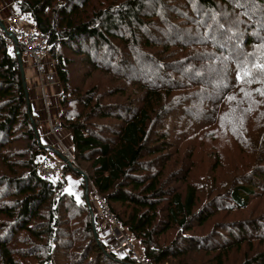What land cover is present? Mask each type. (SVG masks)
Listing matches in <instances>:
<instances>
[{
  "label": "trees",
  "instance_id": "obj_1",
  "mask_svg": "<svg viewBox=\"0 0 264 264\" xmlns=\"http://www.w3.org/2000/svg\"><path fill=\"white\" fill-rule=\"evenodd\" d=\"M98 1L11 0V15L48 35L61 88L57 119L70 132L77 162L153 264L170 257H179L170 264H226L231 250L241 252L237 264H264L263 213L244 214L255 198L264 199V105L257 110L260 139L246 138L253 166L223 192L207 182L211 196L204 199L200 183L190 180L189 155L171 148L177 144L159 134L160 125L152 129L180 97L201 104L228 79L242 86L264 77V42L256 40L264 0H248L243 9L234 0ZM6 17L0 13L9 27ZM249 19L258 27L246 28ZM79 64L83 76L98 70L136 87L140 106L105 100V92H118L102 88L101 75L83 91L72 80ZM29 77L0 30V264H136L133 254L107 251L90 194L78 202L65 190L66 176L52 181L39 173L42 160L57 151L42 143ZM99 119L113 127L101 129ZM69 171L82 177L86 192L84 176L67 165ZM75 209L70 223L65 217ZM219 213L228 218L215 221ZM24 235L35 242L26 246ZM194 252L199 260H192Z\"/></svg>",
  "mask_w": 264,
  "mask_h": 264
},
{
  "label": "rangeland",
  "instance_id": "obj_2",
  "mask_svg": "<svg viewBox=\"0 0 264 264\" xmlns=\"http://www.w3.org/2000/svg\"><path fill=\"white\" fill-rule=\"evenodd\" d=\"M177 1L179 4H181L179 0ZM98 2L109 5L113 1L99 0ZM0 5L5 7V11L0 10L1 15L14 11L11 0H0ZM14 17L15 16L12 15L8 18V21L12 22ZM20 21L25 24V27H33L34 25L29 21ZM172 21H177L174 19L173 15ZM246 21L247 22H243L244 24H248V26H245L246 28L251 29L254 26L258 27L252 23L253 20L249 19ZM263 22L264 15H262L261 18V23ZM7 28L8 27H6V29ZM259 32L262 34H259L256 40L264 42V26L261 27ZM236 62L237 60L232 61V68L234 69L236 68ZM78 67L80 68V72H78L74 67L72 71V80L73 84L75 85L81 84L83 91H88L93 85L94 78L98 75H101L103 78L100 84L102 88L108 90L109 92H118V94L110 97L108 92L103 90L102 92L107 94L105 100H110L108 102H118L116 100H119L130 104H138L137 106H140L139 103L142 93L137 90L136 87L132 86L130 88H125L122 80L117 79L116 81H112L110 79V74L98 70L95 71L90 77L83 76L84 73L81 72H84L85 68L82 66V64H79ZM51 70L53 69L51 68ZM44 77L50 81L49 84L56 85L59 88V92H61L56 73H54V75L47 74L43 76L38 74L37 78L43 83V87L45 85L43 82ZM122 90H125L124 94L121 92ZM30 92L32 93V90ZM40 92L44 103V107L42 103L41 109L43 110L45 108V111L47 112L46 118L49 121V126L51 125L52 129V123H54V119H60L59 116L53 115V110H56L59 106V95H57L55 98L54 93L44 94L41 89ZM180 99L181 97L178 101L180 102V105H177L171 114L168 112L169 115H167V113L164 111L161 119L152 125V129L154 128L155 130L160 125V129L158 130L159 134H167L175 142V144H177L173 145L171 148H177L182 152L183 155H189L190 161L194 166L190 180L195 181L194 183L196 184L200 183L198 186L199 188L203 189L202 198L204 199L206 196H211L210 187L207 186V182L217 183L219 185V192H223L228 186L231 185L230 179L231 182H233L237 174L244 177V174H246L247 171L253 166V157L251 156L252 152L249 146L246 144V138L250 137L254 141V139H260L259 134H262L260 130V122L262 125L263 116L258 117L257 110L260 107L259 105H264V77L257 79V82H250L248 85L242 86H240V83L236 82L234 77L228 79L227 82L216 88L215 93L208 95L201 104H192L183 100L180 101ZM32 100L33 95H31V101ZM165 106L169 108L168 103ZM138 108L139 107H137V109ZM260 108L262 110L264 109V107ZM246 116H249L247 122L245 121ZM38 119L40 126V117H38ZM96 122H98L100 128L104 130L113 127L114 123V121L110 122L106 119H99L96 120ZM62 132H65L63 134H68V136H70V132L67 129L64 128ZM155 132L157 133V130ZM263 136L264 134H262V137ZM65 137L67 136L64 135L63 139H65ZM63 139L60 137V139L57 140L56 146L47 143L43 140V138L42 143L49 144L55 149L58 148L59 154L62 152V146L64 145L68 147L75 156L74 148L70 144L69 138H66L65 140ZM51 158H54V156H51L50 159ZM241 159L244 160V165L241 164ZM51 161L57 162V160L52 159ZM77 164L78 169L84 170L87 174V179L84 177L88 185L87 191L85 192V187L83 188L82 186V177L78 176L73 171H69L68 173L64 172L62 175L67 176L65 190L69 194L73 195V197L78 202L86 200V195L89 194L93 200V194L95 191L98 193V191L94 187L89 173H87V171L82 168V165L79 164V162H77ZM85 165H87V163H85ZM201 184H205V186L202 187ZM80 186L82 190L79 191L77 189H79ZM202 198L200 200H202ZM246 209L247 210L244 212V214H253V212L257 213L261 210L264 217V199L261 201L260 197L255 198L253 203H250L249 207ZM68 213L70 215L68 214L65 217L67 221L71 223L72 217L73 222L75 223L78 215L77 210H70ZM225 215L228 218L229 214ZM225 215L220 213L216 214L214 220H220L224 218ZM73 228L74 227H72L71 230H73ZM67 234L72 236L71 233ZM24 240L26 242V246L29 243L35 242L34 238L28 239L27 235H24ZM134 244L137 249L141 248L139 241L135 238ZM198 253L200 255V252L191 253L192 260L193 258L195 260L200 259ZM191 258H189V260L193 262ZM177 260H179V257H170L168 259L169 262L173 263H176ZM226 260V264H237L243 259L241 252L231 250L228 252ZM169 262L167 263L170 264ZM197 264H201V260H199Z\"/></svg>",
  "mask_w": 264,
  "mask_h": 264
},
{
  "label": "built area",
  "instance_id": "obj_3",
  "mask_svg": "<svg viewBox=\"0 0 264 264\" xmlns=\"http://www.w3.org/2000/svg\"><path fill=\"white\" fill-rule=\"evenodd\" d=\"M19 23H22V21L14 17L12 25H9L7 29H1L2 37L8 44L18 46L22 56L32 59L37 72L41 76L54 75V72L47 69L48 63L44 60L46 56H49L48 35L37 30L35 25L33 27H25L19 25ZM63 129L64 125L61 121L52 123L54 133H58ZM67 165L78 169L74 154L68 147L63 145L60 161L53 162L43 159L38 170L44 178L55 181L59 175L65 172ZM93 202L96 203L97 207L95 213L102 222V240L107 251L118 257H126L129 254H133L136 264H153L152 260L144 254L141 248H136L134 238L125 225L116 218L107 200L99 192L95 191L93 194Z\"/></svg>",
  "mask_w": 264,
  "mask_h": 264
},
{
  "label": "crops",
  "instance_id": "obj_4",
  "mask_svg": "<svg viewBox=\"0 0 264 264\" xmlns=\"http://www.w3.org/2000/svg\"><path fill=\"white\" fill-rule=\"evenodd\" d=\"M3 8H5V7L3 5H1L0 9L3 10ZM11 12L9 14H7V13L3 14L4 17L7 16L6 17L7 21H8V18L12 16ZM8 22H9V25L13 24V21L12 22L8 21ZM19 25L25 26V24L23 22L19 23ZM22 57H23L24 68L26 69V72H27L28 76H30L29 77L30 89L32 90L31 95H33L32 103H33V107H34L35 113L38 115V117H40L41 124H40L39 127H40V131L42 133L43 140L46 141L47 143H50V144L56 146L57 140L60 139V137L63 139V136L66 135L67 137H65V139L69 138L70 144L72 145L71 136H68V134H63L65 132H58V133L52 132L51 125L49 126V121L46 118L47 117V112L45 111V108L43 110L41 109V106H42V103H43V99H42V95H41L40 89L43 91L44 94H47V93L48 94H52V93H54V97L56 98V96L59 95V93H60L59 92V88L56 85L49 84L50 81L46 77H44V79H43V82L45 84L44 87H43V83L37 78L39 73L37 72V70H36V68L34 66L33 60L31 58L27 57V56H22ZM44 60L48 63L47 69L49 71L54 72L51 58H49V56H46ZM51 68L53 70H51ZM37 97H38V99H37ZM43 107H44V103H43ZM59 112H60V109H59V106H58V108L56 110L55 109L53 110V115L58 116ZM56 113H57V115H56ZM54 120H55L54 122L58 121V119H54ZM65 139H63V140H65ZM56 151H57V153L53 154L54 158H56V159H54V158H51V159L52 160H57V162H59L60 161V154L58 152V148H56ZM51 159H48V160H51ZM77 190H79V191L82 190L81 186ZM93 204H94V208L96 210L97 209L96 203L93 202Z\"/></svg>",
  "mask_w": 264,
  "mask_h": 264
},
{
  "label": "water",
  "instance_id": "obj_5",
  "mask_svg": "<svg viewBox=\"0 0 264 264\" xmlns=\"http://www.w3.org/2000/svg\"><path fill=\"white\" fill-rule=\"evenodd\" d=\"M0 26L3 28V29H6V26L5 24L1 21V18H0ZM17 48V52H18V57H19V61H20V64H21V70H22V74L23 76L25 77V68H24V64H23V57H22V54L20 52V49L18 48V46H16ZM27 84L25 83V86ZM79 173L84 176L86 179H87V174L85 173L84 170H80L78 169ZM95 234H96V237H98V234H97V230H95Z\"/></svg>",
  "mask_w": 264,
  "mask_h": 264
},
{
  "label": "snow or ice",
  "instance_id": "obj_6",
  "mask_svg": "<svg viewBox=\"0 0 264 264\" xmlns=\"http://www.w3.org/2000/svg\"><path fill=\"white\" fill-rule=\"evenodd\" d=\"M234 3L237 7L239 8H245L246 5L248 4V0H234ZM247 14V13H244ZM220 27H223V25H220ZM262 67H264V65H262Z\"/></svg>",
  "mask_w": 264,
  "mask_h": 264
},
{
  "label": "bare ground",
  "instance_id": "obj_7",
  "mask_svg": "<svg viewBox=\"0 0 264 264\" xmlns=\"http://www.w3.org/2000/svg\"><path fill=\"white\" fill-rule=\"evenodd\" d=\"M224 132V131H223Z\"/></svg>",
  "mask_w": 264,
  "mask_h": 264
}]
</instances>
